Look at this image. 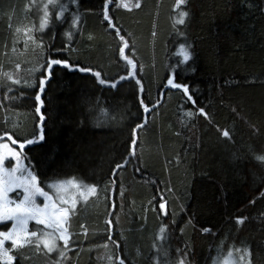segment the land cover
I'll use <instances>...</instances> for the list:
<instances>
[{"label": "trees", "instance_id": "obj_1", "mask_svg": "<svg viewBox=\"0 0 264 264\" xmlns=\"http://www.w3.org/2000/svg\"><path fill=\"white\" fill-rule=\"evenodd\" d=\"M27 2L0 0V130L7 123L22 140L38 134L36 125L42 123L45 141L28 146L25 154L39 166L45 185L72 177L98 185V195L78 204L72 217L73 243L62 264H114L117 252L126 264H152L154 257L172 264L181 258L185 264H214L228 255L229 247L245 246L252 264H264V160L258 159L264 156V0H187L182 6L189 12L186 25L175 27L174 0H141L142 8L132 12L110 4V16L135 49L127 54L143 66V98L149 105L159 101L146 127L138 130L136 157L118 170L114 185L111 169L127 155L137 120L135 81H121L113 89L97 84L91 75L57 68L42 93L41 122L34 99L40 72L28 70L43 60L31 41L24 48L22 32L38 28L39 20ZM61 3L68 5L65 23L53 16L45 32L30 33L43 38L45 54L91 67L106 80L126 75L115 32L97 15L101 0H78V8L70 0ZM77 11L79 32L68 23ZM66 30L72 31L71 41ZM185 42L191 45L192 59L180 65L177 53ZM65 43L66 51L52 50ZM173 64L178 65V82L194 89L195 108L179 90L164 87ZM3 72L19 75L22 84L11 85ZM24 79L30 86H23ZM8 87L14 90L8 95L17 99L4 101ZM201 107L209 119L198 114ZM217 129H227L231 138ZM161 198L166 215L159 209ZM237 217L245 218L240 226ZM105 219L112 221V239L119 249L108 240ZM81 223L88 229L86 237L75 235L82 232ZM162 224L166 239L155 241ZM205 227L211 232H202ZM30 228L42 227L30 223ZM0 229L6 230L4 225ZM105 242L108 248L97 247ZM154 242L163 244L167 257L158 256ZM15 255L14 264H53L58 253L37 254L28 247Z\"/></svg>", "mask_w": 264, "mask_h": 264}, {"label": "snow or ice", "instance_id": "obj_2", "mask_svg": "<svg viewBox=\"0 0 264 264\" xmlns=\"http://www.w3.org/2000/svg\"><path fill=\"white\" fill-rule=\"evenodd\" d=\"M70 2L74 7L78 8V0H70ZM113 2L117 8L122 7L128 12L141 9L142 3L141 0H101V4L97 9L98 17H102V20L107 22V28L115 32V39L118 41L119 59L126 66V75H120L118 80H106L100 71L93 70L91 67H85L82 64H74L70 59H64L62 56L46 55L43 38L41 37L37 40L34 35L30 34L34 31L45 32L46 29L52 26L53 16L55 22L59 24L66 22L65 13L68 11V5L61 3V0H45L40 8L42 15L39 17V27L36 28L33 25L31 28L24 29V48L27 49L28 42L31 41L33 45H37L40 48L39 56L43 60V63H39L38 67L28 70L30 73L40 72L38 79L39 90L34 92V99L35 114L39 116L41 122L45 120V116L41 111L43 106L42 93L45 91L46 85L53 79L57 66L61 69H67L69 72L90 73L92 77H95L97 84L113 89H116L121 81H135V99L138 101L137 120L134 126L131 127L127 155L123 157L122 162L115 163V167L111 169L113 176L111 183L114 185V177L118 173V170L124 169L130 163V160L136 157V147L139 139L138 130L146 127L148 115L158 106L159 101L157 100L149 105L143 98L146 91L144 83L140 78L143 66L137 64L134 54L130 56L126 52L128 50V52L134 53L135 49L131 46L128 37L123 34V30L117 27L110 16V4ZM186 3L187 0H174L171 10L174 14L172 17L174 27L176 25H186L189 12L182 8ZM57 8L59 9L58 11H53ZM68 23L70 30L79 32L81 13L79 11L74 12ZM16 31L19 32L20 29L17 28ZM177 34L183 35L179 30H177ZM152 35L155 36V32ZM64 36L67 40L71 41L72 31L66 30ZM54 39L55 31L52 33V40ZM88 39L92 40L93 37L89 35ZM16 43H19V41H14V44ZM68 47L69 44L65 43L63 48L52 50L63 52ZM190 49L191 45L186 42L179 45L177 54L181 57L179 61L180 65H185L192 59ZM177 67L178 65L176 64L169 66L164 87L179 90L195 108L197 101L192 94L194 89H191L188 83L178 82L176 76ZM15 71L16 73L21 71L19 63L15 64ZM2 75L11 85L20 86L22 84V78L19 75L14 76L10 72H3ZM23 86H30L28 79L23 80ZM13 91V88H7L3 97L4 101L17 99L15 95H8V93H12ZM23 95L25 93L21 92V96ZM0 110H4L3 104H0ZM140 112L144 114L143 119L139 118ZM198 114L205 119H209L207 112L202 107L198 109ZM185 115L191 117L193 113L186 112ZM36 127L40 129L38 134H33L31 138L25 137L22 140L15 138V133L8 129L7 123L3 126V130H0V225H4V228H6V230L0 229V264H14V260L16 259L15 254L28 247H32L37 254H52L53 252H57L58 256L53 264H62L61 258L67 259L66 253L71 250L70 245L73 243L74 234L71 232V220L79 212L78 204L82 202L87 203L90 197L98 195V185L95 183H85L76 177L58 179L45 185L44 181L41 180L39 171H37L39 166L34 165L25 154L28 146L45 141L42 123L37 124ZM217 130L225 139L231 138V134L227 129L222 131L220 129ZM258 159L264 160V156L258 157ZM136 170L139 171V169ZM45 187L53 189L56 192V196L50 195L45 190ZM14 192L16 193L15 197L10 195ZM37 197L43 199L42 204L37 202ZM165 207V202L161 198L159 209L163 215H166ZM244 221V217H237L235 220L237 226L242 225ZM7 222H11V225L7 226ZM29 222H34L35 225L42 226V228L30 229ZM104 223L107 226L108 240L119 249V243L112 239V221L105 219ZM79 227L82 232L75 235H84L86 237L88 229L85 224L81 223ZM201 231L210 233L211 229L205 227ZM165 233L166 226L162 224L154 240H165ZM6 244H10V247H6ZM60 244L63 247H60ZM97 247L108 248V243L105 242L103 245H97ZM152 247L158 256H168V252L164 249L162 243L156 244L154 242ZM177 251L179 252V249ZM233 251L239 256V260L235 264H252L250 247H236L234 249L229 247L228 255L232 256ZM25 259H28V257H25ZM108 259L112 260L113 257L110 255ZM114 264H126V259L121 258V254L117 252ZM152 264H172V262H159L154 257ZM176 264H185L184 258H181Z\"/></svg>", "mask_w": 264, "mask_h": 264}, {"label": "rangeland", "instance_id": "obj_3", "mask_svg": "<svg viewBox=\"0 0 264 264\" xmlns=\"http://www.w3.org/2000/svg\"><path fill=\"white\" fill-rule=\"evenodd\" d=\"M27 1H28L27 4H31V7L33 8V11H32L33 16L37 20H39V17L41 14H40V9L38 6H39V2L41 3L42 0H27ZM43 1H45V0H43ZM23 31L24 30H22V32ZM52 191H53V194L56 195V192L53 189H52ZM10 195L15 197L16 193L14 192V193H11ZM37 202L42 204L43 199L41 197H37ZM7 223H9V225H11V222H7ZM30 223L34 224V222H29V228H30ZM0 226H2V225H0ZM61 246H63V245L61 244ZM238 260H239V257L233 254L232 256L227 255L223 259L215 261L214 264H235V262Z\"/></svg>", "mask_w": 264, "mask_h": 264}, {"label": "water", "instance_id": "obj_4", "mask_svg": "<svg viewBox=\"0 0 264 264\" xmlns=\"http://www.w3.org/2000/svg\"><path fill=\"white\" fill-rule=\"evenodd\" d=\"M57 68H59V67L57 66V67H56V69H57ZM60 69H61V68H60ZM83 74H88V75H91L90 73H83ZM93 78H95V77H93Z\"/></svg>", "mask_w": 264, "mask_h": 264}]
</instances>
